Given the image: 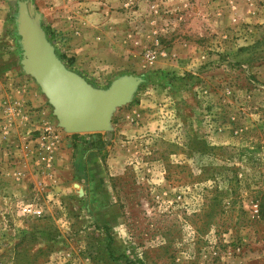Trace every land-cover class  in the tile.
<instances>
[{"label": "rangeland", "instance_id": "374dc122", "mask_svg": "<svg viewBox=\"0 0 264 264\" xmlns=\"http://www.w3.org/2000/svg\"><path fill=\"white\" fill-rule=\"evenodd\" d=\"M21 3L94 88L139 80L107 130L61 124ZM0 264H264V0H0Z\"/></svg>", "mask_w": 264, "mask_h": 264}, {"label": "water", "instance_id": "95a60500", "mask_svg": "<svg viewBox=\"0 0 264 264\" xmlns=\"http://www.w3.org/2000/svg\"><path fill=\"white\" fill-rule=\"evenodd\" d=\"M23 8L28 13V21L31 22L25 4L21 3L19 11L21 12ZM32 22L35 25L30 23L29 26L32 29L30 48L25 47L22 41L23 64L26 71L36 77L49 96L61 124L70 133H95L107 130L113 111L130 100L139 80L133 76H124L114 81L108 89L94 88L60 62L39 25L33 19ZM39 31L49 45L47 54L40 48ZM123 79H127L126 83L120 86L121 82L117 81Z\"/></svg>", "mask_w": 264, "mask_h": 264}, {"label": "bare ground", "instance_id": "6f19581e", "mask_svg": "<svg viewBox=\"0 0 264 264\" xmlns=\"http://www.w3.org/2000/svg\"><path fill=\"white\" fill-rule=\"evenodd\" d=\"M27 14L28 13L24 10V8L21 10V12H19V15L17 17V27H18V30L20 31L21 35L23 36L22 41H23L25 47L30 48L32 29L29 26H30V23L34 24L32 22V19L34 20V22L37 25H38V20L36 18H33L31 15H29L30 17L29 16L28 17L31 19V22H29L27 19ZM39 32H40V48L44 52V54H47L49 52V45L46 43V40L44 39L42 32L41 31H39ZM126 80L127 79H123V80H120L119 82L117 81V83L121 82L120 86H124L126 83Z\"/></svg>", "mask_w": 264, "mask_h": 264}, {"label": "built area", "instance_id": "2783aa9c", "mask_svg": "<svg viewBox=\"0 0 264 264\" xmlns=\"http://www.w3.org/2000/svg\"><path fill=\"white\" fill-rule=\"evenodd\" d=\"M43 159L47 161V164H50V162H52V155L46 154L43 156ZM23 210L26 214H31L33 216H40L43 214V209L40 206L27 205Z\"/></svg>", "mask_w": 264, "mask_h": 264}, {"label": "trees", "instance_id": "16d2710c", "mask_svg": "<svg viewBox=\"0 0 264 264\" xmlns=\"http://www.w3.org/2000/svg\"><path fill=\"white\" fill-rule=\"evenodd\" d=\"M76 135H78V134H76Z\"/></svg>", "mask_w": 264, "mask_h": 264}]
</instances>
